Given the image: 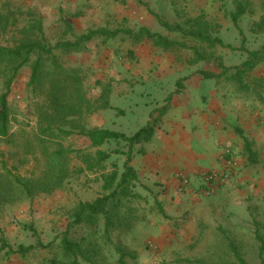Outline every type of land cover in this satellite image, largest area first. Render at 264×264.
Instances as JSON below:
<instances>
[{"label": "rangeland", "instance_id": "obj_1", "mask_svg": "<svg viewBox=\"0 0 264 264\" xmlns=\"http://www.w3.org/2000/svg\"><path fill=\"white\" fill-rule=\"evenodd\" d=\"M143 1L147 5L139 4L137 0H0L1 9L15 13L16 21L15 27H11L7 33L0 32V44H15L21 37L20 29L34 18L42 19L46 37L51 43L70 39L73 32L78 34L101 27L134 31L146 27L178 41L180 45L174 53L154 47L147 40L135 44L131 37L120 34L110 39L99 37L89 44V52L66 57L71 66H82L88 72L91 97L96 98L102 92L110 91L112 107L100 110L94 118V125L116 131L123 129L131 135L146 126L148 112L171 104L170 97L163 101L166 91H172L175 86L178 90L193 73L200 76L199 71L202 69L220 73L211 59L190 65L185 62V59L196 58L194 48H201V42L183 32L169 31L160 21L178 24L188 30L192 20L202 17V21L211 26L212 36L220 37L226 45L231 46L216 45L208 49L226 66L241 65L248 57L247 49H259L264 43V35H256L251 30L259 20L260 4L264 0H251L254 13H247L239 23L244 35H241L230 16L236 10L235 0ZM244 37L246 49L242 48ZM138 69L149 72L134 73ZM182 70H188V73ZM30 74V68L24 67L11 88V133L15 135V140L7 143L0 139V171L8 168L24 179L35 180L44 174L39 148L36 153L28 154V159L23 156L27 152L28 137L37 124L36 107L43 103V98L28 88ZM225 77L206 81L217 87L222 95L220 99L234 110L231 111L232 117L237 116L239 111L235 113V110H238L239 105L247 106L246 111L251 109V113L248 111L249 117L261 124L264 119V65H259L249 73L241 88ZM1 83L0 76V91ZM166 107L160 114L155 113L152 119L157 118L161 122L169 109ZM246 111L244 115H248ZM255 128L250 123L244 130L255 152L254 161L245 154L249 164L246 167L251 172H255L257 167H264V132L260 131L257 135V130L253 131ZM65 145L76 149L68 159L71 177L66 181L65 189L51 195L20 194L14 203L1 208L0 247L4 242L7 247L0 251V264H51L57 248L48 244L57 241V236L66 224L69 209L79 201L97 198L102 193L103 173L111 171L114 166L122 170L126 160L124 155L113 154L106 161L104 171H91L83 162V156L95 153L97 149L91 148L88 140L77 136L67 138ZM123 146L124 142H110L100 149L112 152ZM233 157L236 166L230 180L239 168L238 160ZM236 182L234 187L237 186ZM226 183L209 182L206 188L204 186L190 192L196 195V192L201 191L207 196L202 200L168 204L159 200V193L148 187L146 181L139 179L135 190L143 198L136 199L133 205L142 211L145 220L138 223L125 238L137 254V260L130 263L199 264L182 261L189 259L202 260L208 264H229L235 261L231 253V244H234L249 264H260V248L264 242V205L255 198L243 205L227 203L220 211L215 205L205 204L206 199L218 194ZM209 184L215 187L211 193H207ZM177 192L181 195L186 190L177 189ZM157 200L163 205L167 217L156 206ZM40 242L48 246H40ZM21 246L32 248L23 256L18 252ZM109 254L116 257L114 251Z\"/></svg>", "mask_w": 264, "mask_h": 264}, {"label": "trees", "instance_id": "obj_2", "mask_svg": "<svg viewBox=\"0 0 264 264\" xmlns=\"http://www.w3.org/2000/svg\"><path fill=\"white\" fill-rule=\"evenodd\" d=\"M141 5H147L143 0H137ZM236 10L230 13L232 21L244 35L239 23L243 16L250 12L251 0H235ZM259 20L251 30L256 35H264V1L261 2ZM15 13L0 7V32L7 33L15 27ZM169 31H180L201 42L202 47H195L196 58L185 59L188 64L198 61L213 60L220 69V73L200 70L199 74L206 79H219L225 77L238 85L243 86L245 77L259 65H264V43L261 48L246 50L248 57L239 66H226L221 59L210 54L208 49L226 45L218 37L212 36L211 26L197 17L189 23V29L184 30L181 25L169 24L160 21ZM19 33L21 37L13 45L0 44V76L2 77L0 91V139L7 143L15 140L11 133L12 115L9 105V95L12 85L24 67H29L31 74L28 88L36 96L43 98V103L36 107L37 124L27 140V152L36 153L39 148L44 162V174L39 179L22 178L13 170L5 168L0 171V211L9 203H14L20 194L51 195L65 189L67 180L71 177L69 171L70 154L76 149L68 148L65 140L70 137H80L89 141L95 153L83 156V162L91 171H104L105 163L113 154L124 155L126 160L122 170L114 166L111 171L103 173L102 193L92 201H79L68 211L67 221L62 232L57 236L56 242L48 245L57 248L51 259V264H131L137 260V254L125 241L135 228L143 222L142 211L133 205L136 199L143 198L137 192L136 186L139 175L132 165L138 154L145 153V144L151 142L159 124L153 118L146 126L133 135L95 126L93 121L102 109L111 108L110 91L106 90L99 97L93 98L89 94L88 72L82 66H71L66 57L71 54L89 52V44L97 38H116L120 34L128 35L135 44L149 41L154 47L176 53L179 42L168 36L153 32L149 28L132 29H88L81 33H71L72 38L59 40L56 43L48 41L41 18H34L25 24ZM246 38L243 39L242 48L246 49ZM245 83V82H244ZM160 108L159 113L166 110ZM245 150L250 160H254L255 152L251 142L244 138ZM110 142H124L122 148L112 152L102 150L100 147ZM80 152V151H79ZM39 160V158H36ZM5 164V163H4ZM16 168V167H15ZM156 206L162 215L166 216L163 205L157 200ZM167 217V216H166ZM40 246L47 247L43 243ZM7 247L4 242L0 251ZM32 246H21L18 252L25 256ZM114 251L116 257L109 254ZM264 242L260 248L261 261L264 264ZM231 253L235 258L229 264H249L240 254L237 246L231 244ZM186 263L208 264L202 260H182ZM210 264V263H209Z\"/></svg>", "mask_w": 264, "mask_h": 264}, {"label": "crops", "instance_id": "obj_3", "mask_svg": "<svg viewBox=\"0 0 264 264\" xmlns=\"http://www.w3.org/2000/svg\"><path fill=\"white\" fill-rule=\"evenodd\" d=\"M148 72L145 69L134 70L137 74ZM182 72L188 73V70ZM206 80L193 73L178 90L175 86L172 91L165 92L163 101L171 98V104H166L169 109L159 122L153 139L144 147L145 153L138 154L132 165L139 179L142 178L148 187L159 193L160 201L184 204L191 199L196 201L207 198L201 191L196 192V195L190 192L207 187L205 172H222L225 169L223 155L226 149H230L238 160L239 168L218 194L206 199L205 204L215 205L217 211H220L227 203L243 205L255 198L259 204L264 205V167H257L255 172L247 169L246 165L249 164L244 145V138L247 137L244 130L251 123V127H256L253 131L257 130L256 134L259 135L260 131L264 132V119L261 124L255 123L249 117L251 109L246 111L247 106L241 105L235 110V113L239 111L237 116L232 117L233 109L220 99L222 95L217 87ZM157 105L160 106V103ZM245 111L248 115H244ZM155 113L159 111L146 114L145 125L152 121ZM182 177L188 178L190 184L185 189L186 193L180 195L177 189Z\"/></svg>", "mask_w": 264, "mask_h": 264}, {"label": "built area", "instance_id": "obj_4", "mask_svg": "<svg viewBox=\"0 0 264 264\" xmlns=\"http://www.w3.org/2000/svg\"><path fill=\"white\" fill-rule=\"evenodd\" d=\"M223 161H224L225 169L222 172L218 173V171H211L204 173L205 179L208 183L215 182L216 184H219V183H226L227 181L230 180L233 174L232 171L235 170V166H236V161L230 149L225 150L223 155ZM181 181H182L181 185L178 188L179 191L185 190L190 184L188 178L186 177H182ZM214 189L215 187L213 186V184L211 185L209 184V189L207 193L213 192Z\"/></svg>", "mask_w": 264, "mask_h": 264}]
</instances>
